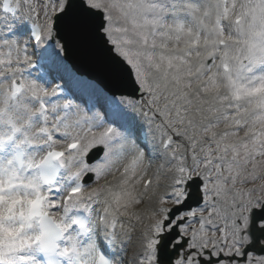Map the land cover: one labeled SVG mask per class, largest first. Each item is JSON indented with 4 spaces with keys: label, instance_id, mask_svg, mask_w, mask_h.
<instances>
[{
    "label": "snow or ice",
    "instance_id": "6c2138e0",
    "mask_svg": "<svg viewBox=\"0 0 264 264\" xmlns=\"http://www.w3.org/2000/svg\"><path fill=\"white\" fill-rule=\"evenodd\" d=\"M0 264H264V0H0Z\"/></svg>",
    "mask_w": 264,
    "mask_h": 264
},
{
    "label": "rangeland",
    "instance_id": "374dc122",
    "mask_svg": "<svg viewBox=\"0 0 264 264\" xmlns=\"http://www.w3.org/2000/svg\"><path fill=\"white\" fill-rule=\"evenodd\" d=\"M225 22V24L227 23V21H224ZM139 206L140 205H137V206H135V207H133V208H130L129 209V213L131 214L132 212H136L138 209H139ZM137 213H139V212H137ZM140 213L142 214V212L140 211ZM121 219H123V220H127V217H122ZM133 223H135V221H133ZM132 251H135V249H131L130 250V253H129V255H130V257H131V253H132ZM128 258H129V256H128Z\"/></svg>",
    "mask_w": 264,
    "mask_h": 264
},
{
    "label": "water",
    "instance_id": "95a60500",
    "mask_svg": "<svg viewBox=\"0 0 264 264\" xmlns=\"http://www.w3.org/2000/svg\"><path fill=\"white\" fill-rule=\"evenodd\" d=\"M81 70L84 71L86 74L88 72V69L86 67H82Z\"/></svg>",
    "mask_w": 264,
    "mask_h": 264
},
{
    "label": "bare ground",
    "instance_id": "6f19581e",
    "mask_svg": "<svg viewBox=\"0 0 264 264\" xmlns=\"http://www.w3.org/2000/svg\"><path fill=\"white\" fill-rule=\"evenodd\" d=\"M147 205L145 206V209H146Z\"/></svg>",
    "mask_w": 264,
    "mask_h": 264
}]
</instances>
